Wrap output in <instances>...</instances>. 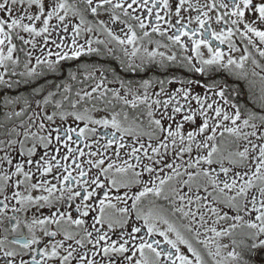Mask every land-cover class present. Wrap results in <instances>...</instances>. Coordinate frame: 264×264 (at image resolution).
<instances>
[{
	"label": "snow or ice",
	"instance_id": "obj_1",
	"mask_svg": "<svg viewBox=\"0 0 264 264\" xmlns=\"http://www.w3.org/2000/svg\"><path fill=\"white\" fill-rule=\"evenodd\" d=\"M152 33L170 43L137 63ZM172 46L179 59L159 51ZM84 55L207 81L150 94L85 63L39 83ZM262 61L264 0H0V264H257Z\"/></svg>",
	"mask_w": 264,
	"mask_h": 264
},
{
	"label": "flooded vegetation",
	"instance_id": "obj_2",
	"mask_svg": "<svg viewBox=\"0 0 264 264\" xmlns=\"http://www.w3.org/2000/svg\"><path fill=\"white\" fill-rule=\"evenodd\" d=\"M113 28H114V30L117 31L118 34H120L118 27L113 26ZM149 31H150V29H149ZM100 38L106 39L104 36H101ZM149 39H151L153 41V43L149 44L148 43ZM157 40L161 41V43H170L166 40V38L160 37L157 34L152 33L149 38H145L144 41L142 42L141 51L138 54V57L136 60L137 63H139V57L145 56L143 48L147 47L150 50L156 48L155 41H157ZM81 42H83V41L81 40ZM214 45H218V42H214ZM93 46L95 47V45H93ZM218 46L226 50V45H218ZM51 50L53 52L56 51V49L54 47ZM129 50H131V46H129ZM159 51L164 52L166 55H171L172 52L175 51V52H177L178 59L180 58V55H181L180 50L175 46H172L170 48L161 47V48H159ZM38 53H39V49H37V54ZM117 55L121 56L123 58V54L119 50H117ZM235 55L238 57L240 55V53H236ZM159 59H160V57L157 56L156 61H159ZM85 63H96L97 66L103 65L105 68H116L117 71L120 73V76L124 79H133L136 81H139L142 78L143 79H150L153 81V86H152V88L149 89L150 94L153 92H159L160 85L158 83H156L157 80L167 81V80H170L173 76L187 77V78L193 79V80L207 81V77H201L199 74L189 73L186 70L179 68L177 65H173L172 68L168 72H165L163 70H160L154 64H147V61H146V66L150 70L141 72L139 75H136V74H131V73H127V72L122 71L120 68L119 61L110 57V56L106 55L103 59H101V58H98L95 56L89 57L87 55H84L79 60H68V61L62 62L63 67H64V73L62 75L57 77V76H54L52 74H47L45 77L40 78L39 83H44L45 80H52V81H55L56 83H60L61 81L66 79V74H67L68 69L71 68L74 70L78 65L85 64ZM262 63H264V61H262ZM19 70L22 71L23 69L21 68ZM37 70L39 71L40 69L38 68ZM246 70L249 72L252 71V65L250 64V62L246 66ZM256 71H260V69H256ZM220 78H221L220 76L217 77V79H220ZM109 79H111V75H109ZM229 79L231 80V78H229ZM110 87H112V86H110ZM179 87H181L180 83L169 84L166 82L164 84V88L166 91H173L174 89L179 88ZM193 87L195 88V91L199 92L201 95H203L204 92L206 91L203 87H199L196 85H193ZM21 91H26V90L24 88H21ZM27 91H30V90H27ZM209 96H211V93H209ZM152 98L155 99L156 97L153 96ZM161 98L167 99L166 96H163ZM239 102L241 104L248 103L246 92L244 95L239 97ZM3 112H4V109L2 107H0V116H2ZM156 117L159 118V112L156 113ZM98 131L103 132L104 130L98 129ZM143 140L146 141L147 137H144ZM21 230L24 231L25 233L27 232V229H24L23 226H22ZM37 234L40 235L39 232ZM225 242H227V240H225ZM254 260L257 262V264H259L260 261H264V250L260 251L256 255V257L254 258Z\"/></svg>",
	"mask_w": 264,
	"mask_h": 264
},
{
	"label": "rangeland",
	"instance_id": "obj_3",
	"mask_svg": "<svg viewBox=\"0 0 264 264\" xmlns=\"http://www.w3.org/2000/svg\"><path fill=\"white\" fill-rule=\"evenodd\" d=\"M105 38H106V37H105ZM66 76H67V74H66ZM73 86H74V88H78V87H80L79 84H74ZM109 86L117 87L118 85H116V84H111V85H109ZM144 120H145V123H146V122H147V117H146V116L144 117Z\"/></svg>",
	"mask_w": 264,
	"mask_h": 264
}]
</instances>
